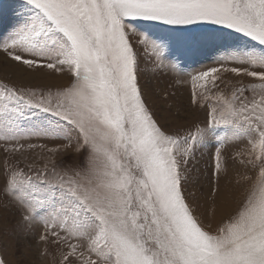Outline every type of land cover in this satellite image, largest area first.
I'll return each instance as SVG.
<instances>
[{
    "label": "snow or ice",
    "instance_id": "1",
    "mask_svg": "<svg viewBox=\"0 0 264 264\" xmlns=\"http://www.w3.org/2000/svg\"><path fill=\"white\" fill-rule=\"evenodd\" d=\"M33 18L0 43L4 62L26 70L46 67L65 72L72 82L45 102L15 87H3L6 111L24 118L30 109L63 122L65 153L87 149L83 166L74 162L37 170L17 180L12 169L0 180V192L27 206L26 225L46 211L40 240L59 251L54 264H264V84L243 85L230 96L211 87L193 92L191 103L207 107V126L225 125L231 138L251 137L260 154L249 160L260 168L258 194L251 191L236 214L206 230L186 202V165L205 127L181 135L164 130L145 103L140 86L139 52L150 43L165 57V46L137 32L138 19L168 25L210 22L243 34L264 48V0H27ZM224 67L264 81V54L229 59ZM217 67L193 76V82L217 73ZM251 91V99L245 92ZM200 99L206 101L200 104ZM11 105L9 108L8 106ZM0 138L19 142L24 132L0 129ZM227 134L220 139L224 143ZM258 138V139H257ZM75 143V147H73ZM22 147V146H21ZM30 147H34L30 145ZM71 150V151H70ZM53 155L60 149H50ZM222 152L214 153L219 167ZM63 157V156H62ZM62 171H57V167ZM53 179H49V177ZM58 177V180L56 179ZM256 177H248L250 186ZM46 193L59 195L54 208ZM0 264H6L0 258Z\"/></svg>",
    "mask_w": 264,
    "mask_h": 264
},
{
    "label": "rangeland",
    "instance_id": "2",
    "mask_svg": "<svg viewBox=\"0 0 264 264\" xmlns=\"http://www.w3.org/2000/svg\"><path fill=\"white\" fill-rule=\"evenodd\" d=\"M33 16V7L27 0H0V43L15 34ZM131 23L137 32L151 41L162 43L166 49V58L162 62L150 43L146 50L142 48L139 52L142 73L139 83L154 119L164 130L179 131L181 135L195 133L197 126L205 127L202 139L195 144L190 157H186L188 163L184 173V193L186 202L205 229L214 231L222 219L237 213L250 190L258 194L261 186L258 179L260 168L258 163L249 164L248 161L258 156L260 149L258 146L253 148L251 137L245 136L239 140L231 138V129L225 125L207 126V113L215 100L208 102L206 108L198 107L191 103L192 94L211 87L213 78L220 76L219 89L212 91L230 96L232 90L241 83L246 86L254 84L259 100L264 81L258 77L225 73L224 67L239 66L229 59L244 58L251 53L264 54V48L241 33L210 22L168 25L138 19ZM211 67H217L218 72L193 82V76ZM71 82V76L65 72L46 67L26 70L18 63L4 62L0 54V85L21 89L26 99L34 95L36 100H54ZM0 93H3V87H0ZM253 95L251 91L245 92L249 99ZM205 103L204 99H200L201 105ZM15 126L24 132V138L18 143L0 138V180L12 169L22 173L17 176V180L24 181L34 178L37 170L45 166L51 170L54 162L60 166L74 162L83 166L87 149L80 154L65 153L63 145L68 141L63 139L62 132L50 131L46 136L31 134L32 131L51 129L65 131L63 122L51 114L30 109L24 118H19L11 111H6L0 102V129ZM226 134L228 138L221 144L223 141L220 138ZM53 148L60 149V154L53 155L50 151ZM217 148H220L222 155L219 167H214ZM57 171L62 169L58 166ZM248 177L257 178L251 186ZM45 195L49 207L54 208L59 195ZM26 207L0 192V258L6 264H54L59 258V251L49 248L40 240L43 233L41 224L47 212L38 213L35 222L26 225L23 221L27 214Z\"/></svg>",
    "mask_w": 264,
    "mask_h": 264
}]
</instances>
